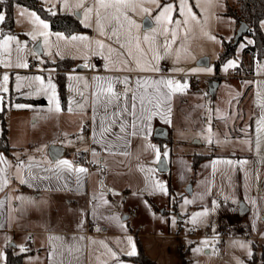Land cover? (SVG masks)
<instances>
[{
    "label": "rangeland",
    "instance_id": "obj_1",
    "mask_svg": "<svg viewBox=\"0 0 264 264\" xmlns=\"http://www.w3.org/2000/svg\"><path fill=\"white\" fill-rule=\"evenodd\" d=\"M110 1L109 19L117 24H128L136 13L141 16L142 9L151 12L157 24L144 30L146 15L142 17L139 32L129 37V52L137 61H145V58L152 67L168 65V71L177 79L183 101L177 102L175 107L170 141L153 140L148 146L144 145L141 150L144 157H148L141 164L119 161L113 168L106 163L105 176L99 174L98 168H93L89 197L84 193L71 204L61 202L53 215L56 219L64 218L60 223L73 231H86L90 223L99 224L93 230L101 233L87 235L86 264H138L128 257L133 250L132 255L145 254L149 264H182L183 256L190 259L191 264H249L254 258L256 264H264V209L257 198L250 211L241 215V201L236 203L231 198L238 188L248 184L242 158L239 175L238 171L237 177L235 174V182H239L235 191H232V179L226 176L232 166L231 154L251 152L256 142H260L258 149L264 150V131L259 132L256 139L253 131L244 126L252 117L249 100L239 98L235 107L232 106L234 97L251 90L249 84L255 73L261 75L264 71V58L260 60L261 68L254 70L253 75L237 70L244 58L243 49L247 43H252V37L245 36L238 43L236 54L216 68L224 47L223 39H235L238 30L236 20L227 14L228 3L235 0ZM70 2V12H80L84 24L96 19L100 27L101 0ZM169 5L170 12L161 16L164 7ZM47 7L53 9L48 4ZM28 11L36 13L16 5L14 30L5 35L1 34L0 22V113H4L9 144L30 160L45 155L48 142L57 140L61 145H68L66 157L74 163L83 150L78 149L76 142L82 137L80 129L84 127L86 116L78 110L68 113L58 110L56 105L60 99H55L51 90H48L49 105L46 106L17 100L12 94L13 89L23 88L28 80L35 84L36 74L42 73L19 66L26 64L31 56L46 59L37 52L34 38L42 36L45 44L50 41L40 33L36 35L32 20L25 14ZM0 14L4 15L1 10ZM167 16L171 17V23L167 22ZM261 27L264 32V19ZM80 35L76 45L78 53L83 54L88 33L84 31ZM8 37L13 39L5 48L3 42ZM31 51L34 55H30ZM204 57L206 64H200ZM236 74L241 77L234 76ZM192 78L199 82L194 90L190 88ZM213 78L220 82L214 94L207 90ZM3 118L0 117V135ZM213 153L225 155H219L218 161L211 156L198 160L200 154ZM162 157L169 163L166 171L156 167ZM90 159L96 165L102 161L97 154H90ZM215 166H219V173L215 174ZM260 171L264 184L263 163H257V172ZM221 197L225 198L220 200ZM31 207L27 220L41 224L48 215L45 205ZM224 224H231L233 230L221 241L217 235ZM80 245L82 247L81 242ZM14 248L27 250L22 243ZM82 251L84 253L85 245ZM5 258L0 251V264H5ZM24 264H46V256L28 255Z\"/></svg>",
    "mask_w": 264,
    "mask_h": 264
},
{
    "label": "crops",
    "instance_id": "obj_2",
    "mask_svg": "<svg viewBox=\"0 0 264 264\" xmlns=\"http://www.w3.org/2000/svg\"><path fill=\"white\" fill-rule=\"evenodd\" d=\"M41 2L46 7L47 4L53 7V9H49L54 12L73 14L69 10L70 0H41ZM101 3L100 27H98L96 19L84 24L80 18L81 13L80 17L73 14L80 19L82 25L86 27L84 31L88 33L86 52L83 54L78 53L76 42L80 40L79 37L82 36L80 34L84 31L70 35L63 31H53L49 21L41 17L35 10V15L29 11L25 13L32 20L36 35L48 33L47 38L50 41L47 44L44 43L42 36L34 38V42L37 43L36 47L39 45L41 49L39 55L46 56V59H41L36 55L31 56V58L40 60L46 70L58 68L56 64L62 59H70L74 63L98 55L101 57V62L95 65L94 72L83 70L54 74L50 71L35 73L38 77L35 84L32 80H28L23 88L13 89L12 94L17 100L22 101L43 99V101L28 103L46 106L49 105L48 90H51L55 99H60V103L56 105L58 110L64 113L78 110L79 113L84 114L86 116L85 124L80 129L82 137L76 142L78 149L80 147L83 149L79 153H85L89 157L90 154H97L102 160L99 164L105 166V171L99 170V174L105 176L107 174L106 163L114 168L117 163H120L119 161H137L138 164L144 162L148 156L144 157L141 148L144 145L148 146L153 140L159 141L160 138L155 137V130L158 126L166 127L168 135L171 137L175 107L177 102L183 101V97L176 77L168 71L170 70L168 65L162 64L167 66L166 71L162 70V65L155 68L148 65L145 58V61H137L129 52L131 51L128 46L129 37H135L139 32L141 18L146 15L143 20L144 30L157 24L151 12L142 9L140 10L141 16L136 13L128 24H117L109 19L111 1L101 0ZM153 5L155 7V4ZM38 16L39 20L36 19ZM41 20L48 25V28H44L43 24L39 22ZM73 36L78 39H71ZM39 39L40 41H38ZM28 40L33 41L31 38ZM69 43L70 45H68ZM30 55H34L32 51ZM20 72L25 73L22 70ZM61 74H63L62 78L66 86L64 99L59 82ZM255 75L257 79L253 78L249 84L251 90L248 94L244 95L240 92L237 97H234L232 106L235 107L239 98L242 101L249 100L248 110H251L252 117L244 126L251 129L253 137L257 139L259 132L264 131V90H261L264 89V71L261 75L257 72ZM163 81L172 83L169 86L162 83ZM49 83L54 88L49 87ZM121 84L125 86L126 91L123 97L118 94ZM109 85H111L112 92L107 90ZM207 90L210 92L209 87ZM31 92L32 94H30ZM133 96H135V100L132 99ZM133 103L135 104L134 108L131 107ZM227 119L229 117L226 118V121ZM72 139L71 145L74 143ZM56 141L48 142L49 147L52 144L61 145ZM258 144L260 142L254 144L251 152L231 154L232 166L226 171V176L228 175V178L230 177L233 182L232 191H235L239 184L238 181L235 182V174L237 177L238 171L239 175L242 158L243 173L248 175V184L243 188H238L231 198L236 203L238 201L245 202L249 207L248 211L257 198L264 209V184L260 178L261 171L257 172V163L264 164V150H259ZM10 146L11 150L8 152L0 149V251L2 256L6 257L7 248L11 247L15 253L30 251L25 255L23 264L28 255L36 254H45L46 264H86L87 235L101 232L97 229L93 230L96 227L90 226L92 223L89 224L86 231H73L71 228L64 227L60 221L65 219L59 217L56 219L53 212H56L57 205L61 202L71 204L76 201L75 197L84 195V193L89 197L90 176L93 168L97 167L77 165L76 160L79 159V156L74 163H71L66 157L68 148L66 144L61 145L65 149L64 154L56 159L50 157L48 147L45 155L30 160L20 151L16 152L15 146ZM200 155L211 156L215 161H218L220 158L218 156L225 154ZM104 160L107 161L104 162ZM63 161H67L71 168L63 165L57 167L58 162ZM79 168L86 169V172L76 171ZM219 170V166H215V174L219 173ZM46 191L47 195L44 193ZM220 195L224 196L225 194L220 193ZM223 198L219 199L223 200ZM39 204L45 205L48 215L42 219L41 224L31 223L27 220V212L32 208V205ZM41 217L44 218V215ZM19 243H22L27 250L16 251L14 247H17Z\"/></svg>",
    "mask_w": 264,
    "mask_h": 264
},
{
    "label": "trees",
    "instance_id": "obj_3",
    "mask_svg": "<svg viewBox=\"0 0 264 264\" xmlns=\"http://www.w3.org/2000/svg\"><path fill=\"white\" fill-rule=\"evenodd\" d=\"M17 4L26 6L35 10L41 17L48 20L53 31H63L66 34H73L76 32L86 30V27L82 25L79 18L73 14L54 12L44 6L41 0H0V10L4 13V21L2 22V34L7 33L14 29L15 25V6ZM227 14L231 15L239 26L241 22H246L249 27L247 31L240 37L239 42L244 39L245 36L252 37V43H248L244 49V58L238 65V71L246 74L247 76L254 74V62L256 59L261 60L264 58V32L261 27V21L264 19V0H235L232 3H228ZM235 43L234 39H223V49L219 53V57L216 61V68L226 62L229 58L236 54V48L238 43ZM248 56V58H247ZM73 62L70 59H62L57 62L58 68H67ZM62 75H59L60 87L65 98L66 86ZM26 102H39L43 99H25ZM4 113H0V117L3 118ZM7 127L3 118V130L0 135V149L10 151L11 146L9 144L7 136ZM168 139H159V141H170ZM207 155H199L198 160L205 158ZM198 160L196 163H198ZM30 252L15 253L11 247L6 251V264H23L25 255ZM131 259L136 260L138 264H149L148 257L141 253L139 255L128 256ZM182 264H191L190 259L183 256ZM249 264H256V259H250Z\"/></svg>",
    "mask_w": 264,
    "mask_h": 264
},
{
    "label": "built area",
    "instance_id": "obj_4",
    "mask_svg": "<svg viewBox=\"0 0 264 264\" xmlns=\"http://www.w3.org/2000/svg\"><path fill=\"white\" fill-rule=\"evenodd\" d=\"M101 62V57L98 55H93L89 58H86L80 62H74L72 63L70 66H68L67 68H55L54 70H46L44 68L43 63L40 60H36L34 58H29L26 61V64L28 66V68L31 71H45V72H51V73H67V72H77V71H89V72H94L95 71V65ZM261 68L260 65V60H256L255 61V65H254V70H258ZM168 68L166 65H162V70L166 71ZM234 76H239L241 77L239 74L234 75ZM242 81V80H241ZM199 82L197 78H192L191 79V90H194L196 86H198ZM126 91H125V86L123 84H121L119 86V90H118V94L119 96L123 97L125 95ZM76 164L77 165H86L88 167H92V166H96L101 172L105 171V166L103 164H99L96 165L94 164L90 157L88 155H86L85 153L80 154L79 159L76 160ZM90 226L93 227H98L99 224L98 223H93L90 224ZM232 225L231 224H224L222 226V230L220 231V233L217 235V238H219L221 241H223L231 232L232 230Z\"/></svg>",
    "mask_w": 264,
    "mask_h": 264
},
{
    "label": "water",
    "instance_id": "obj_5",
    "mask_svg": "<svg viewBox=\"0 0 264 264\" xmlns=\"http://www.w3.org/2000/svg\"><path fill=\"white\" fill-rule=\"evenodd\" d=\"M77 17H80V12L75 14ZM249 25L246 22H241L237 33H236V37H235V43L239 42L240 37L247 31ZM36 50L38 53H41V49L39 48V45L36 47ZM207 62V58H202L200 60V64H206ZM219 86V81H217L216 79H210L209 80V90L210 93L214 94L217 87ZM155 137L160 138V139H167L169 137L168 135V129L164 126H158L155 130ZM64 147L58 144H52L49 147V155L52 159H56L60 156H62L64 154ZM158 169L160 171H166L169 169V163L167 161V159L165 157H162L157 165ZM191 190V189H190ZM192 191V190H191ZM249 207L247 206V204L245 202H241L239 204V211L241 215H244L248 212ZM263 220H264V215H263Z\"/></svg>",
    "mask_w": 264,
    "mask_h": 264
},
{
    "label": "snow or ice",
    "instance_id": "obj_6",
    "mask_svg": "<svg viewBox=\"0 0 264 264\" xmlns=\"http://www.w3.org/2000/svg\"><path fill=\"white\" fill-rule=\"evenodd\" d=\"M118 2L122 3L123 0H118ZM170 10H171V6H170V5H169V6H165L164 9H163V12L161 13V16H163L165 13L170 12ZM33 15H35V14L33 13ZM165 18H166L167 22H169V23L172 22L170 16H167V17H165ZM4 19H5L4 15H3V14H0V22H3ZM36 19L39 20V17H36ZM159 19H160V17H157V20H159ZM39 22H40L41 24H43L44 28H48V25H47L46 23H44V21L41 20V21H39ZM176 23L179 24V21H177ZM42 35H44L45 37H47L48 33H42ZM11 39H13V38H12V37H8V38L3 42L4 45H5V48H7L8 42H9ZM71 39L75 40V39H78V37L73 36V37H71ZM144 39H145V40H148V36H145ZM19 66H21V67H27L26 64H24V65H19ZM141 70H143V69H141ZM7 79H8V77L5 76V77H4V80L6 81ZM125 82H126V81H125ZM137 83H139V81H137ZM162 83H165V84H167V85L170 86L172 82H171V81H163ZM48 86L54 88V86L51 85L50 83H49ZM107 90H108V92H112L111 85H109V87H108ZM114 98H115V97H114ZM132 99L135 100V96H133ZM17 107H25V106H24V105H17ZM131 107L134 108V107H135V104L133 103V104L131 105ZM61 165L65 166V167H68V168H71V165H70L67 161L58 162L57 167H60ZM76 171H78V172H86V169H84V168H79V169H76ZM129 254H130V255L135 254L134 250H133L132 253H129Z\"/></svg>",
    "mask_w": 264,
    "mask_h": 264
}]
</instances>
